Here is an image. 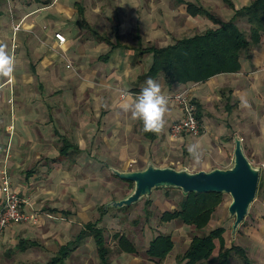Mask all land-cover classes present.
Returning a JSON list of instances; mask_svg holds the SVG:
<instances>
[{
  "label": "crops",
  "instance_id": "0c3cea01",
  "mask_svg": "<svg viewBox=\"0 0 264 264\" xmlns=\"http://www.w3.org/2000/svg\"><path fill=\"white\" fill-rule=\"evenodd\" d=\"M254 1L0 0V43L18 61L11 80L0 78V165L9 147L12 188L27 202L24 212L30 218L1 234L15 237V252L38 246L30 236H20L31 225L45 234L59 233L60 239H65V225L81 228L78 235L88 224L102 229L103 216L89 222L84 213L88 207L91 216L117 198L109 196L113 184L106 182L118 179L111 169L136 172L152 164L194 173L227 170L233 166L235 140L254 167L264 168V32L249 57L241 55L238 73L205 83L170 88L162 75L150 74L153 56L141 55L148 48L165 49L220 28L204 16L191 17L188 5L229 22ZM242 20L248 26L244 18L236 24ZM56 34L64 36V44ZM149 78L160 83L169 98L189 91L202 126L198 138L171 137V127L182 119L171 101L158 134L145 132L142 122L121 111L124 98L138 95ZM6 102L10 109L14 103L10 118ZM193 144L198 145L195 156L188 150ZM229 225L219 222L218 228L226 235ZM235 235L229 246L225 240L226 246L242 248L253 264H264V197L255 211L250 208ZM88 239L95 245L90 236L81 242ZM215 252L202 264H216L218 247ZM145 258V264H156ZM177 261L161 264H182Z\"/></svg>",
  "mask_w": 264,
  "mask_h": 264
},
{
  "label": "trees",
  "instance_id": "16d2710c",
  "mask_svg": "<svg viewBox=\"0 0 264 264\" xmlns=\"http://www.w3.org/2000/svg\"><path fill=\"white\" fill-rule=\"evenodd\" d=\"M188 14L191 17L204 16L215 25H219L220 28L208 30L200 36L183 39L165 49L151 47L141 52V55L150 54L153 56L150 74L153 76L162 75L166 85L170 88L205 83L219 75L238 73L241 69V55L245 53L248 58L249 51L260 43L264 32V0H255L250 6L236 11L229 22H221L208 12L193 5H188ZM239 18H244L248 24V36L236 24ZM197 118L199 120L198 115ZM261 186L260 181L258 191ZM224 196L222 194L184 195L179 210L164 213L161 221L169 223L180 220L185 225L202 231L208 226L213 214L223 203ZM224 234L223 228H217L207 235L195 236L187 251L179 257L178 261L182 264L207 262L213 257L217 247L215 242H218L216 264H231L229 258L232 254L239 255L242 264H253L242 248L235 245L230 246L229 249L226 248ZM86 236L93 238L100 264H110L108 260L109 248L105 241L104 231L97 228V223L88 224L72 244L62 247L58 254L46 264H67L70 255L77 248V244ZM116 238L121 254L137 255L138 249L128 237L118 235ZM173 247L174 244L170 236L160 235L151 241L146 255L150 261H157L159 264L168 257ZM20 248L24 250V247Z\"/></svg>",
  "mask_w": 264,
  "mask_h": 264
},
{
  "label": "rangeland",
  "instance_id": "374dc122",
  "mask_svg": "<svg viewBox=\"0 0 264 264\" xmlns=\"http://www.w3.org/2000/svg\"><path fill=\"white\" fill-rule=\"evenodd\" d=\"M242 22L244 21L242 20ZM237 25L239 29L247 35L248 26L245 24V22H238ZM6 96H8V93ZM11 110L13 111L12 113H14V103L12 104V107L10 109V106L6 102L5 113L8 114V118L11 117ZM14 126H16L15 122ZM10 134L13 136L14 133ZM10 150L11 149L7 147L4 160L0 165V181L2 183L1 174L6 171L8 173L12 187L8 165V162L11 161ZM175 169L187 170L185 168H180L179 166H175ZM259 170L262 186L261 189L257 192L255 202L251 206L252 212L255 211V207L261 202V199L264 197V168L260 167ZM108 181H110L111 185L113 184L112 187L109 188V196H117L118 198H115L114 202L125 199L133 192L134 185L131 183H124V181L122 182V180L120 181L114 177L106 180L107 183H109ZM183 200L184 195L179 190L160 189L153 191L150 198L142 199L137 204L128 208H113L112 206H110L112 201H107V203H103L102 206L99 207V209H103L99 211L97 210V212H92L90 216L89 213L91 212V209L86 207L85 209L87 211L86 213H84V220L95 222L96 219L103 216L101 226L104 231L106 244L109 248L108 259L111 264H145V249L146 247H148L147 244H149L152 239H155L160 235L170 236L174 244L173 250L166 259L169 261L171 260V262L174 261V258L178 260L179 257H181L187 251L191 240L195 236L201 237L207 235L210 231L218 228L219 222H223L224 224L225 222H230V225L227 227V233L226 235H224V239L228 243L227 246L232 243L231 239L233 237L232 227L234 219L230 218L228 214V208L231 204V198L229 196H224V205L222 204L223 206L220 207V209L219 207L217 208L214 219L202 231H197L193 227L186 228L187 225H185L180 220H174L169 223H164L163 221H161V217L164 213L178 211ZM2 208L3 207H1L0 209V213L2 211ZM100 212H102V214H100ZM80 229L81 228H79L78 226H71L67 228V226L65 225V239L64 237L60 239L61 235L59 233L56 235H52L51 233L45 234L44 230H35L34 226L31 225V227L23 231L20 236H30V238H32L38 244V246L36 248L28 249L27 252L24 253H20L17 250L15 252L13 246L15 237H11L13 240L8 238L5 239L4 236H2V232L0 233V264H46L57 254V251L59 250L61 245H66L68 243L74 242V239L78 235ZM118 235H125L132 241V243L138 249L137 255L125 257L121 255L117 248L116 236ZM233 239L235 238L233 237ZM227 246L226 248H228ZM76 247L77 248L70 255L67 264H100L97 251H94L95 245L93 244V242H91L90 239L84 241L83 243L81 242L80 244H77ZM217 247L219 248L218 245ZM215 253L217 254V252ZM231 258L233 259V264H242L239 255L232 254V256L230 255L229 259L231 260ZM214 262L216 263L215 259ZM155 263L158 264L157 261Z\"/></svg>",
  "mask_w": 264,
  "mask_h": 264
},
{
  "label": "water",
  "instance_id": "95a60500",
  "mask_svg": "<svg viewBox=\"0 0 264 264\" xmlns=\"http://www.w3.org/2000/svg\"><path fill=\"white\" fill-rule=\"evenodd\" d=\"M111 172L118 179L134 185L133 192L125 199L111 202L110 206L117 209L131 207L142 199L150 198L153 191L160 189L179 190L185 196L189 194L229 196L231 204L228 214L234 219L233 236L248 216L260 182V170L247 159L239 140H235L233 166L227 170L214 169L209 172L191 173L174 168H157L149 164L142 171L119 172L111 169Z\"/></svg>",
  "mask_w": 264,
  "mask_h": 264
},
{
  "label": "clouds",
  "instance_id": "9594fccd",
  "mask_svg": "<svg viewBox=\"0 0 264 264\" xmlns=\"http://www.w3.org/2000/svg\"><path fill=\"white\" fill-rule=\"evenodd\" d=\"M17 58L8 50L6 44L0 43V78L11 80L17 69ZM170 98L162 90L156 80L149 78L140 93L135 97L126 96L120 104L121 111L130 114L133 121H140L143 130L150 133H160L169 111ZM198 145L189 146V152L197 154Z\"/></svg>",
  "mask_w": 264,
  "mask_h": 264
},
{
  "label": "built area",
  "instance_id": "2783aa9c",
  "mask_svg": "<svg viewBox=\"0 0 264 264\" xmlns=\"http://www.w3.org/2000/svg\"><path fill=\"white\" fill-rule=\"evenodd\" d=\"M55 38L59 44L65 43V38L61 34H56ZM170 101L180 109L182 114V119L171 127V137L190 135L198 138L201 135L202 126L197 118V107L191 100L189 91L186 89L174 93L170 96ZM1 175L0 193L3 208L0 213V233L11 224L27 223L30 219L24 212V206L27 202L12 189L8 173L4 171Z\"/></svg>",
  "mask_w": 264,
  "mask_h": 264
}]
</instances>
